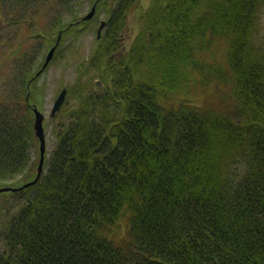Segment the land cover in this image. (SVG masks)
Masks as SVG:
<instances>
[{
    "label": "trees",
    "instance_id": "trees-1",
    "mask_svg": "<svg viewBox=\"0 0 264 264\" xmlns=\"http://www.w3.org/2000/svg\"><path fill=\"white\" fill-rule=\"evenodd\" d=\"M85 3H95L90 19ZM263 6L0 0L3 45L13 47V89H0V186L36 175L32 107L43 105L46 52L60 35L50 64L105 19L64 84L57 115L69 119L52 127L44 171L0 192V264H264Z\"/></svg>",
    "mask_w": 264,
    "mask_h": 264
},
{
    "label": "rangeland",
    "instance_id": "rangeland-1",
    "mask_svg": "<svg viewBox=\"0 0 264 264\" xmlns=\"http://www.w3.org/2000/svg\"><path fill=\"white\" fill-rule=\"evenodd\" d=\"M88 3V2H87ZM85 3L83 10L87 11L88 4ZM148 3V0H141V4L145 6ZM141 6V5H140ZM138 8H133L130 11L128 22L123 32V40L124 42H128L134 34L135 28L137 26V17H138ZM103 18V14L98 17V22L92 21L88 24L87 31H84L78 37L70 36L66 42L65 46L62 47L58 56H56L51 63L48 65L46 70L40 75L38 79V84L43 87V95L41 97L42 107L39 108L40 111L44 114L43 126L45 129V151H51L54 142V134L52 131V127L59 122H67L69 119L68 113L62 112L57 115L58 111L54 116H49V112L55 97L64 84L70 83L77 75V68L79 64L83 61V59L87 56L90 49L93 46L94 39L96 36V29L100 22V19ZM97 24V26H96ZM260 34H264V6L262 8V17L259 18ZM6 31L0 33V89L9 88L13 89V82L7 79L10 74L11 66V58L7 56V53L11 48H5L4 43L6 39L3 38L5 36ZM20 34H16V39L13 46L17 44L20 40ZM28 43L27 45H29ZM98 85L95 84L94 88L89 85L88 89H97ZM70 102H72L70 100ZM73 104V103H69ZM46 127V128H45ZM36 157V156H34ZM39 156L37 157L38 163ZM37 169V168H36ZM46 169V168H45ZM23 196V195H22ZM15 206L12 207V210ZM5 221V210L0 206V251L3 246L2 240V222ZM125 237L124 229L122 228L119 233L115 236V239L121 241L122 238Z\"/></svg>",
    "mask_w": 264,
    "mask_h": 264
},
{
    "label": "water",
    "instance_id": "water-1",
    "mask_svg": "<svg viewBox=\"0 0 264 264\" xmlns=\"http://www.w3.org/2000/svg\"><path fill=\"white\" fill-rule=\"evenodd\" d=\"M95 12V3L91 5L90 9L82 16V19H89L93 16ZM105 24V20L102 19L96 29V36L99 37L102 31V28L104 27ZM59 39H60V35H58L57 37V41L56 43L51 46L48 51L46 52L45 56H44V60L40 66V68L37 70L36 74H39L42 72V70L47 66L48 62L51 60V58L54 55V51L56 46L59 43ZM67 92V88L66 87H62V89L58 92L57 96L55 97L53 104L51 106L49 115L50 116H54V114L57 112V110L60 109L64 99H65V95ZM33 109V132H34V136L35 138L38 140V144H39V159H38V163H37V171H36V175L33 179L25 181L23 184L19 185V186H0V192L1 191H7V190H11V191H15V190H20L24 187L30 186L32 184H34L37 179L39 178V176L42 173V167H43V162H44V151H45V129L43 126V120H44V114L40 111L39 107L37 105H33L32 107Z\"/></svg>",
    "mask_w": 264,
    "mask_h": 264
},
{
    "label": "bare ground",
    "instance_id": "bare-ground-1",
    "mask_svg": "<svg viewBox=\"0 0 264 264\" xmlns=\"http://www.w3.org/2000/svg\"><path fill=\"white\" fill-rule=\"evenodd\" d=\"M48 64H49V62H48ZM48 64H47V65H48Z\"/></svg>",
    "mask_w": 264,
    "mask_h": 264
}]
</instances>
